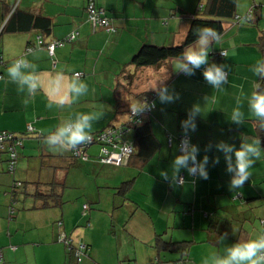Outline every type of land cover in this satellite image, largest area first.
Returning <instances> with one entry per match:
<instances>
[{
  "label": "crops",
  "instance_id": "1",
  "mask_svg": "<svg viewBox=\"0 0 264 264\" xmlns=\"http://www.w3.org/2000/svg\"><path fill=\"white\" fill-rule=\"evenodd\" d=\"M200 2L207 0H98L117 26L116 31L108 32L88 19L87 0H0V74L3 75L0 130L21 132L32 122L44 135L29 133L25 138L16 176L27 182L60 183L59 194L52 189L47 198L50 204L39 208L34 207L39 198L26 193L24 185L18 195L15 216L9 218L13 175L7 171V154L0 151V248L3 251L0 264H119L125 259L149 262L156 256L179 258L182 255L179 251L159 250L158 234L165 240L190 241L185 254L192 264H203V258L210 252H222L238 240L254 239L264 232V155L250 170L252 175L245 185L230 190L231 175L226 172L224 154L215 148L222 140L239 148L242 139L263 135L255 118L246 117L245 123L237 126L228 117L241 86L246 93L257 85L264 89V80L250 71L258 59L264 58V0H237L235 10L240 14L262 3L254 14L259 20L237 23L233 18L225 19L221 41L214 42L209 49L210 62L229 65L228 82L220 91L206 83L203 68L193 76L177 73L176 57L168 58L160 66L131 63L133 54L144 42L183 41L192 16L200 13ZM19 9L29 13L26 25L20 14L10 19ZM75 29L79 35L56 48L54 61L47 48L38 45L39 37L51 41L64 38ZM29 46L34 48L29 50ZM221 48L226 50L224 55L212 52ZM21 56L37 63L42 84L27 106L16 85L8 81L6 72L12 61ZM79 71L84 73L81 79L87 83L88 92L73 101L68 84ZM119 81L120 87L126 86L128 90L131 106L140 99L135 94L157 93L155 87L161 82L170 92L179 94V99L172 103H161L158 95L155 97L156 107L147 119L159 146L151 156L134 155L128 164L113 165L97 159L96 145L90 147L92 156L87 160L73 157L70 150L47 147L45 137L76 113H102L92 131L124 121L130 106L123 112L116 108ZM61 101L63 107L59 106ZM195 104L201 106L202 112L196 117V131L190 134L192 143L200 149L198 160L205 155L210 158L209 179L190 176L182 169L180 175L184 174L185 182L174 185L161 175L164 171L171 175L172 161L181 154L178 140L175 138L170 145L167 135L183 131L181 121L187 119ZM243 110L248 111L246 101ZM209 144L212 148L206 152ZM216 156L220 162L213 166ZM125 180L132 182L126 193H119V186ZM53 184L47 185H56ZM29 191H34L33 184ZM85 202L90 204L86 211ZM107 213L109 218L105 216ZM59 220L63 221L62 229L90 245L89 257L77 262L65 244L58 241ZM102 220L105 224L98 226L97 222ZM118 224L124 225L120 227L121 240L118 235L113 236L116 234L113 227L117 229ZM124 232L131 239L139 238L143 242L144 247L134 257L131 253L120 255L116 248L104 246L112 239L120 244ZM225 233L227 237L222 242ZM57 243L65 248H50ZM42 245L49 248H40ZM101 248L104 254L100 253Z\"/></svg>",
  "mask_w": 264,
  "mask_h": 264
},
{
  "label": "clouds",
  "instance_id": "2",
  "mask_svg": "<svg viewBox=\"0 0 264 264\" xmlns=\"http://www.w3.org/2000/svg\"><path fill=\"white\" fill-rule=\"evenodd\" d=\"M194 35L196 37L194 43L176 57L174 69L177 73L193 76L197 70L203 68L202 74L206 83L220 91L223 85L228 82L229 65L210 62L209 49L214 42H220L222 36L217 30L210 27L195 28ZM250 71L254 76L264 79V58L258 59ZM6 72L8 81L16 85L17 93L24 96L23 103L27 106L42 87L37 63L30 61L26 56H21L12 61ZM61 78L58 77V79ZM155 89L161 103H172L179 99V94L170 92L168 86L163 82ZM68 92L73 101L87 94L88 85L81 79L80 73H75L72 76L68 84ZM235 100V107L232 108L228 120L237 126H242L246 117H252L257 121L258 128L264 131V89L257 85L250 93H246L241 86ZM245 101L247 102V113L243 110ZM63 103L61 101L59 106L63 107ZM52 106L51 103L48 105L50 109ZM149 107L145 102L142 106H131V111L138 116ZM151 107H155V104L153 103ZM201 112V106L195 104L188 111L187 119L181 121L183 129V138L179 144L181 154L172 161L170 176L167 171L161 173L165 180H170L174 185L184 184V177L180 175L182 169L186 170L190 176H198L204 180L209 179L210 158L205 155L202 160H198L200 149L191 143L189 136L190 132L196 131V117ZM101 116L102 113L97 111L76 113L74 118L60 123L54 131L50 132L45 137L44 143L52 150L76 149L91 141L93 125ZM211 148L212 145L209 144L205 151H210ZM215 148L224 154L227 165L226 172L231 175L229 188L233 190L243 187L251 177L250 170L264 155V139L260 137L242 139L239 148L222 140L215 145ZM219 162V156L212 160L213 166ZM226 237L227 233L221 236V241L223 242ZM203 264H264V232L254 239L238 240L224 247L222 252H210L203 258Z\"/></svg>",
  "mask_w": 264,
  "mask_h": 264
},
{
  "label": "trees",
  "instance_id": "3",
  "mask_svg": "<svg viewBox=\"0 0 264 264\" xmlns=\"http://www.w3.org/2000/svg\"><path fill=\"white\" fill-rule=\"evenodd\" d=\"M88 2H89V0H87V3H86L87 14H88V9H87ZM96 2L99 6H102L98 3V0H96ZM236 4H237V0H207V2H200L199 6H198V10H200L199 11L200 13H198V14L196 13L192 16V20H191L189 29H188L186 37L183 41H181L179 43H173V44H156V43H152V42H144L139 47V49L133 54V56L131 58V63L135 64L136 66H160L168 58L178 57L182 53V51L185 48H187V46H189L191 43H193L195 41V39H196V37L194 35V29L195 28L210 27V28L217 30L220 34H222L224 31V28H225L224 21L227 18H229V19L233 18L234 22H237V23H240L242 21L253 22V21L259 20V16H254V14L256 13L258 8H261L262 3L254 4L244 14H240V13L236 12V10H235ZM102 7H104V6H102ZM20 11H21V13H20ZM181 11H183L182 8H181ZM19 14H20L21 19L23 20V22L26 25L28 23V20H29V13L24 12L21 9L14 11L12 13L10 19L16 15H19ZM30 14L32 15L33 13H30ZM88 19H89V14H88ZM110 20H111V17H110ZM111 23L115 26V28H116L115 30H107L104 27H101V28H104L108 32L116 31L117 26L112 22V20H111ZM73 31H78V32L75 35V37L72 38L70 41L74 40L79 35V30H76V29L72 30L69 34H71ZM57 39H62V38H57ZM46 42L47 41H45V43ZM45 43H43V44L38 43V45L46 47ZM65 43H66V41H65ZM33 48H34V46H33ZM47 50H48V48H47ZM223 50H225V49H223V48L213 49L212 52L213 53L217 52V53H219V55H224L226 52L224 54H222ZM48 52H49V50H48ZM54 55H51V57L53 58V61L55 60ZM122 67L124 68V65ZM229 73L230 72L228 70V75H229ZM82 75H84L83 72H82L81 76ZM2 76L3 75L1 74L0 78ZM125 76L128 77V74H126ZM120 85H122V82L121 81L117 82V86H116L117 94H116L115 105H116V108L119 107L121 112H123V110L127 109V107L130 106L128 108V111H127L126 119L122 122L109 123V124L99 128L97 130L92 131V133H91L92 134V140L90 142L82 144V145L78 146L76 149L70 150V153L73 157L81 158V159H85V160L89 159L92 156V153H90L89 149L91 146L96 145L99 148V153L97 154V159L100 162H102L100 159V155L102 154L101 147L103 145L107 146V147H111L110 145H112V141H109V142L106 141V140H108L107 138H106V140H103L102 138H100V135L104 130H106L109 127H112L115 129V131L113 129V133H112L113 140L114 141L117 140V141H121V142L127 140V141L132 142L133 151H132V153H131V155H130V157L126 163H122V164H115V163H109V162H102V163H108V164H113V165L128 164V162L130 161L132 156H134V155L151 156L154 149H156V147L159 146L158 140L156 139L155 135L152 133V127H151L150 121L148 119L143 118L141 121H136V122H133L130 120L129 114L131 112V104L128 102L129 98L127 96L126 99H124L121 95V93L126 91L127 88H126V86L120 87ZM156 95H157V93L153 92V91L152 92L141 91L140 93L135 94V96L139 97L140 99L133 106H142L146 102L150 107H151V105H153V103L155 104V107H156V102H155ZM155 107H151L149 116ZM117 110H118V108H117ZM29 123L31 124L32 128L28 127ZM29 123L27 124V127L25 128V130L21 131V132H17L15 130H9V129L0 130V133L4 131V132L11 134V136L8 137V139H5L2 141V146H0V151H3L7 154V171L11 175H13V181H12L11 186L9 188V192H10L9 194L11 197L9 204H8V217L9 218H14V216H15V213L17 211L18 199H19L18 195L22 191V187L24 185H25L24 190L26 193H32L35 197L39 198L38 202L34 205V207L39 208V207H44V206L49 205L50 203H49L47 198L51 195L50 191L52 189L54 190V193L56 195L59 194L57 186H58V184L60 185V183L58 181L43 182V183L40 181H34V182L28 181L27 182V181L19 178L18 176H16L17 168H18V162H19V152H20V149L24 146L25 138L27 136H29V133H32L36 136L44 135L43 132H41L35 128V126L33 125L32 122H29ZM126 128H128V129H126ZM258 131L263 133V135H260L259 137L264 139V131H262L260 129ZM45 135H47V134H45ZM126 135H127V137H126ZM189 136H190V140L192 143V136L190 133H189ZM106 137H108V136H106ZM170 137L172 138L171 142H170ZM182 137H183V131H180L176 134L173 132H168L167 140H168V143L171 145L176 138L178 140V149H179V144H180ZM77 149L83 150L81 155H78L76 153ZM85 152H87V154ZM85 154L87 155V158L84 157ZM184 180H185V177H184ZM131 182H132V180L123 181L122 184L119 186L118 192L123 193V194L126 193ZM40 183H42L43 185H41ZM49 183L51 185H52V183H54L53 185H55V184L56 185L55 186H48L47 184H49ZM32 184L34 186V191L30 192L29 186L30 185L32 186ZM89 207H90V204L88 202H85L83 204V210L84 211H86ZM60 221H61V224H59ZM262 221H263V225H264V219H262ZM58 226H59V232L61 230H64V229H62L63 228V221L62 220L58 221ZM59 232H58V234H59ZM64 232L67 234V237L71 238V241L70 240L69 241L60 240L59 236L57 237V239H58V241H61L65 244V246L67 247L69 252L76 258L77 262H81L86 257L90 256V254H89L90 253L89 252L90 251V245L87 242L75 239L72 236V234L68 233L65 230H64ZM158 235L159 236H157V237H159L158 238L159 250H164V251H169V252L179 251L182 253V255L179 258H175V259H162L159 256H156L155 258H153L149 262H140L138 260H126L125 259V260H122L121 262H119V264H160V263L161 264H188V263L192 264L190 262V259L188 258V256L185 254L186 251L188 250V246H189L190 241H187V240H165V239H163L162 236H160L161 234H158ZM81 244H84L85 246L83 248H80ZM12 247H14V246H12ZM77 249L82 250V253H80V255H79L80 257L78 255H76ZM1 252H2V255L0 256V260L3 257L2 249H1ZM94 264H101V263L94 262Z\"/></svg>",
  "mask_w": 264,
  "mask_h": 264
},
{
  "label": "built area",
  "instance_id": "4",
  "mask_svg": "<svg viewBox=\"0 0 264 264\" xmlns=\"http://www.w3.org/2000/svg\"><path fill=\"white\" fill-rule=\"evenodd\" d=\"M87 9H88V14H89V19L92 21V23L94 24L95 27H104L107 30H115V26L111 23L110 17L108 16L106 10L104 7L99 6L96 2V0H89L88 5H87ZM78 31H73L71 34H69L68 36H66L65 38L62 39H52L51 41H47L45 43V41L39 37L38 39V43L39 44H43L45 43L46 47L49 50V53L51 55L55 54V50L58 46H61L65 43V41L67 40H71L72 38L75 37V35L77 34ZM27 49L32 50L33 46H29ZM223 54L226 52L225 50L222 51ZM76 73H80L82 74L81 71L76 72ZM1 76V74H0ZM151 107H149L148 110H146L143 114L141 115H134L132 113V111L130 112V120L133 122L136 121H141L143 118L148 117L149 113H150ZM29 128H32L31 124H28ZM113 129L112 127L107 128L106 130H104L101 135L100 138H102L103 140H106V138L108 140L106 141H112V145H110L111 147H107V146H102V154L100 155V159L102 162H109V163H115V164H122V163H126L133 151V145L132 142L130 141H117V140H113ZM128 129V128H126ZM115 131V129H114ZM11 134L7 133V132H1L0 133V146H2V141L5 139H8V137H10ZM108 136V137H106ZM183 138V137H182ZM171 137H170V142H171ZM92 140V139H91ZM83 152V150L81 149H77L76 153L78 155H81ZM87 154V152H85ZM84 155L85 158H87V155ZM181 176L184 177V174H182ZM59 224H61V221L59 222ZM60 240H65V241H71V238L67 237V234L64 232V230H61L58 234ZM85 245L81 244L80 248H83ZM80 253H82V250L77 249L76 250V255H80ZM2 255L1 249H0V256ZM80 257V256H79ZM161 264V263H160Z\"/></svg>",
  "mask_w": 264,
  "mask_h": 264
},
{
  "label": "rangeland",
  "instance_id": "5",
  "mask_svg": "<svg viewBox=\"0 0 264 264\" xmlns=\"http://www.w3.org/2000/svg\"><path fill=\"white\" fill-rule=\"evenodd\" d=\"M125 79V78H124ZM116 85H117V83H116ZM127 94H128V90H126V91H124L123 93H121V95H122V97L124 98V99H126V97H127ZM148 117H145V119H147ZM131 135V134H130ZM129 136V135H128ZM126 137H127V135H126ZM106 216V218H109V215H108V213H107V215H105ZM259 220V219H258ZM90 221V220H89ZM92 221V220H91ZM90 221V223H92ZM94 223H96V221L94 222ZM132 223V221H130V224ZM97 224H98V226L99 225H104L105 224V221L104 220H102V221H100V222H97ZM115 224H117L116 222H115ZM123 224L122 225H119L118 224V226H117V229H114V227L113 226H110V227H113V232H115L116 234L115 235H113L114 237L116 236V235H118V237H119V240H121V238H122V236H121V229H120V227L121 228H123ZM97 234V233H96ZM132 237H129V235H128V233H126V232H124L123 233V240H122V242L119 244V242L117 241V240H114V239H112V241L110 242V243H108V244H106V245H104L105 247H110V248H112L113 250H115V248H116V251H118V253L120 254V255H123V254H125V253H131V255L134 257V255L137 253H140V251H141V248H143L144 247V245H143V242L139 239V238H137V239H131ZM105 241H107V240H105ZM63 243V242H62ZM62 243H57V245H55V246H51L50 248H53V249H55V250H62V248H65V246L62 244ZM40 248H43V249H45V250H47L48 248H49V246L48 245H42ZM102 248H103V245H102ZM100 249V253H102V254H104V251H103V249ZM113 255L115 256L116 255V253L115 252H113ZM139 261H140V259H139ZM45 264H49L48 262L47 263H45ZM55 264V263H54Z\"/></svg>",
  "mask_w": 264,
  "mask_h": 264
}]
</instances>
